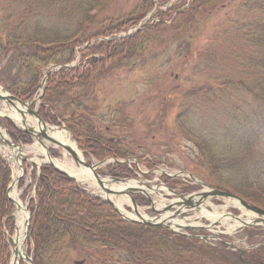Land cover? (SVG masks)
Here are the masks:
<instances>
[{
	"label": "rangeland",
	"instance_id": "obj_1",
	"mask_svg": "<svg viewBox=\"0 0 264 264\" xmlns=\"http://www.w3.org/2000/svg\"><path fill=\"white\" fill-rule=\"evenodd\" d=\"M193 1L110 0L106 6L94 13L99 24L88 29L100 30L110 19L121 20L132 13L144 11V16L138 24L104 39L114 36L115 38L132 36L141 30L142 25H151L160 21L158 12L167 13L168 11L176 16L185 7L191 8ZM243 1L201 0L198 3L201 9H194L187 18L177 19L173 23L168 20L163 21L164 25H170L161 28L156 34L144 39L139 46L128 50L123 58L109 63L104 70L97 72L90 83L77 89L79 97L75 98L77 94L73 95L75 102L81 101L78 111L85 126L98 131L104 138L116 139L118 143L126 145L133 152V156L149 161L150 165L138 164L139 175L135 177L142 183L136 182V186L141 185L146 188L148 195L154 201V207L159 210H152L145 195L136 192L134 199L137 210L142 216L153 218L157 214L162 216L170 212L172 214L174 208L163 212L162 206L178 200L175 195H165L166 192L163 190L156 189V192H152L147 189V186L174 187L182 194L202 190L200 185L193 183L188 177L175 176L179 172H190L197 179H202L208 184L214 181L208 176L209 171L203 165L200 148L193 138L194 135L189 136L190 133L208 139L217 146L219 143L227 144L231 141L230 136H233L234 131L240 128L235 136L238 145L241 147L250 142V145H253L252 149L258 153L259 151L264 153V129L262 128L264 100L248 91V87L253 86V70L250 69L248 59L252 46L243 41L245 37L242 35H246L247 30L236 29L237 24L251 21L260 17L261 14L257 11H247L243 7ZM45 9L43 7L39 10L40 18L43 17L42 20L48 21L50 16L51 19L56 20ZM21 17L20 3H13V0H0V22H3V27L14 28ZM99 40L101 38L91 39L88 46ZM84 61L85 58H81V54L76 51L70 63L78 66ZM50 67L51 65L45 70L47 71ZM41 93L40 88L31 100L26 101L27 107L37 110L38 105L43 103L39 97ZM73 109L75 110V107ZM67 111H70V108ZM11 113H13L11 106L0 101V115ZM23 113L25 122L38 130L35 119L25 111ZM16 115L20 117L19 114ZM0 123L1 135L9 139L7 126L13 125L3 116L0 117ZM45 123L47 126L66 131L85 161L91 164L103 162L96 168L102 175L115 165L112 159L117 158L121 161L127 158L112 155L102 160L96 159L92 154L85 153L81 149L79 140L65 122ZM15 127L21 128L19 124ZM46 133L47 136L50 135L48 128ZM246 135L248 138H245ZM30 138L31 143H20L21 152L26 157L24 162L18 158L24 172L23 184L19 181L11 190L18 197L25 212H30V200L36 198L34 190L38 176L35 172L33 175L31 173L33 169L38 171V168L33 167L31 161L41 163V166L46 164L44 163L46 158L41 151L43 148L32 136ZM40 139L47 150L52 151L53 155L50 152L52 155L50 158L54 166L67 173H70V168L74 171L79 168V165L60 147L54 146L44 138L40 137ZM253 156L256 157L255 154ZM0 157L7 163L11 179H14L15 171L18 170L19 174L21 173L18 165L13 161L16 156L14 155L13 159L9 155L7 145L3 143L1 137ZM52 159L59 164H55ZM128 161L131 164L133 160L131 158ZM134 170L136 173V168ZM261 176L264 178V174ZM74 181L91 197L104 202L108 199L113 203L117 200L121 201L119 208L134 216L130 209V199L125 195H108L95 181V186L82 184L77 178H74ZM105 186L111 189L109 182ZM11 191L6 193V197H11ZM201 209L214 216V219L202 214ZM15 210L16 207L12 204L10 212L12 233L9 234L7 229H4L3 234L8 244L7 264H11L14 256L13 239L17 220ZM230 213L240 216L248 215L242 212L240 207L224 198L210 197L201 203L198 210L193 209L180 215H171L170 221L179 223L178 221L184 219L183 227L175 230L169 226L163 231L169 233L170 238L174 235L185 237L187 234L210 236L211 238L205 242L218 247H220L218 244L220 239L239 247L242 246L241 241L247 239L246 237H251L248 242L254 240L257 243H264L263 225L247 227L248 230L243 227L232 232L236 222L230 218ZM209 225L212 226L207 230L205 227ZM202 245L205 244L202 243ZM1 248L0 246V251ZM22 250L26 257L32 258L29 226H27L26 240H23ZM238 253L236 248H227L223 254L227 261L223 264H242V260L249 258L248 254H243V258L239 261ZM45 254V264H132L121 250L103 248L96 242L70 247L65 239L62 247H49ZM26 263L23 259L19 262V264Z\"/></svg>",
	"mask_w": 264,
	"mask_h": 264
},
{
	"label": "trees",
	"instance_id": "obj_2",
	"mask_svg": "<svg viewBox=\"0 0 264 264\" xmlns=\"http://www.w3.org/2000/svg\"><path fill=\"white\" fill-rule=\"evenodd\" d=\"M109 1L13 0V3L22 5V17L14 28L3 27V22H0V84L13 96L30 100L39 89L45 69L51 64L60 65L46 78L38 116L49 123L65 122L79 140L81 149L99 160L112 155L125 158L133 156V152L116 139L104 138L98 131L83 124L78 111L81 101L77 103L74 100L80 95L77 89L90 83L96 73L104 70L109 63L123 58L128 50L170 25H164L163 21L173 23L187 18L194 9H201L198 4L201 0H194L191 8L185 7L176 16L168 11L158 12L160 21L145 24L132 36L104 39L138 24L144 16V11H139L121 20L103 21L106 25L100 30L88 29L99 24L94 13ZM242 4L247 11L261 14L251 21L237 24L236 29L247 30L246 35H242L245 37L243 41L252 46L248 59L253 70V86L248 87V91L264 100V0H244ZM43 7L56 20L50 16L48 21L42 20L39 10ZM98 38L101 40L88 46L91 39ZM84 44H87L86 47H82ZM76 51L85 61L78 66H66L74 59ZM75 94L77 96L73 98ZM68 108L70 111H67ZM262 125L264 129V123ZM7 129L13 142L31 143L29 134L10 124ZM237 130L240 131V128ZM238 131H234L227 144L218 142L217 146L193 133L189 136L194 135L203 165L209 171L208 176L214 179L210 185L232 191L264 208V178L261 176L264 174V153L252 149L250 142L240 147L235 139ZM245 138H248L247 135ZM137 158L141 164L150 165L147 159ZM39 169L34 190L36 198L29 203V241L33 264H45L46 250L54 246L62 247L65 239L70 247L96 242L103 248L121 250L132 264H220L227 261L223 251L201 246L196 239L179 235L170 238L162 228L124 221L107 203L86 194L73 179L51 165H42ZM34 172L36 169L31 175ZM108 173L128 177L133 175V170L125 164H115ZM10 180L9 167L0 157V264L8 263L4 229L9 234L13 229L10 217L12 204L6 197ZM19 181L23 184V179ZM242 264H264V246L251 251L246 263Z\"/></svg>",
	"mask_w": 264,
	"mask_h": 264
},
{
	"label": "water",
	"instance_id": "obj_3",
	"mask_svg": "<svg viewBox=\"0 0 264 264\" xmlns=\"http://www.w3.org/2000/svg\"><path fill=\"white\" fill-rule=\"evenodd\" d=\"M51 70L48 69V71L46 73H49ZM0 100L7 103L9 106H11L13 108V110L16 113H19L21 115V119H20V124H21V128H19L20 130L24 131L25 133L30 134L31 136H33L42 146L43 148H46L45 145L43 144V142L41 141L40 137L46 139L47 141L53 143L54 145L60 147L63 151L67 152L69 154L70 157H72L79 165H81V167H85L88 168L90 170V173L92 175V177L94 178V180L97 182V184L104 189V191L108 194V193H113V194H125L127 195L132 203V209L133 212L136 214V216L138 217V219H133L130 218L124 214H122L117 208H115V205L110 201L107 200V202L115 209V211H117L122 217L123 219L127 220V221H131V222H137V223H142L144 225H164L163 222H157L154 218H148V217H142L138 211H137V205L135 203V200L133 199V197L130 195V191H143L144 193L145 190L143 188L140 187H133V186H126L123 187L122 189L119 190H112V189H107L104 186L105 181L102 179V177L96 173L95 168L97 167V165H99L100 163H96V164H90L87 163L83 160V158L81 156H79V154L75 151V149L73 147H71V145H69L68 143H63L61 141H59V139L55 138L53 135H48L45 131V129L47 128L45 122L39 117L37 116V111L33 110L29 107H27V103L19 100L17 97L9 94L8 92L5 91V89H3L2 87H0ZM19 106L23 107L25 112L33 117L36 121V124L38 127V130H36L35 128L29 126L24 119V110L20 109ZM4 118H7L8 120L11 121L10 116L8 115H3ZM12 122V121H11ZM12 124L14 126H16L13 122ZM1 125V123H0ZM51 129V128H49ZM1 135V134H0ZM1 139L3 141L4 144H6L9 148L17 149V157L22 155L21 153V147L18 144L13 143L10 139H6L4 137L1 136ZM46 156L47 158H49V152L47 151L46 148ZM26 159V157H22V160L24 161ZM33 165H35L34 162H32ZM18 167L19 169L22 171L21 169V163H18ZM61 172L66 173L70 176V178L74 177L75 175H78L77 172H75L73 169L70 168L69 172L67 173L66 171L59 169ZM23 172V171H22ZM188 177H190L191 179H193L195 182H197L199 185H201L203 187V189L199 192L196 193H191L188 195H184V194H180L179 192L171 189V188H167L166 191L169 194H173L175 196H177L179 198V200H173L170 204H168L167 206L163 207L162 210L166 211L168 209H171V207L176 206L178 207L177 210H173L172 213L173 214H169L167 213L166 216L171 217V215H178L182 210L181 208L185 207L186 209H195L198 210L201 206V203L204 202L205 200H207L210 197H221L226 199L227 201L231 202L233 205L238 206L240 208H242V210H244L245 212H248L250 214H254L255 217L252 218V223H263L264 224V209L258 207L255 204L249 203L245 200H243L242 198H240L239 196L232 194V192H228V191H224L221 189H216V188H212L209 187L205 182L203 181H198L197 179L194 178V176L190 173H185ZM179 175H184V172H179V174H176L175 176H179ZM22 173L16 178V180H12L11 183L8 186L7 192L9 190H11V188L13 187V185L21 178ZM110 181L112 183H125L128 181V179L125 178H118V177H110ZM138 181V180H137ZM140 182V181H139ZM148 188L152 189V190H156V189H160L159 187H149ZM10 201L12 203H14L13 199L11 197H9ZM148 201L151 204V208L153 210H157L153 207V201L151 200V198L149 196H147ZM29 213V212H28ZM235 219L237 220H242L244 223L246 224H250L248 222H246L245 220L241 219V217L239 216H234ZM27 224L28 221H25V236L27 234ZM16 228V226H15ZM16 249L14 250V255L16 256ZM27 260L31 262V259L27 257Z\"/></svg>",
	"mask_w": 264,
	"mask_h": 264
},
{
	"label": "bare ground",
	"instance_id": "obj_4",
	"mask_svg": "<svg viewBox=\"0 0 264 264\" xmlns=\"http://www.w3.org/2000/svg\"><path fill=\"white\" fill-rule=\"evenodd\" d=\"M10 117H11V120L15 123V124H19V121H20V118L15 114H10ZM51 134L59 139V141L63 142V143H68L71 145V147H73L79 154L80 152L78 151V149L75 147L74 143L69 139L66 131L64 130H60L58 128H51ZM9 150V155L13 158L15 154H17V149L14 148V149H8ZM43 155L45 156V151L44 149L41 150ZM63 157L66 158L65 154H63ZM45 158L47 159V157L45 156ZM14 159V158H13ZM15 164L18 163V160H13ZM52 161L55 163V164H59V162L55 161L54 159H52ZM60 166V165H59ZM77 174L78 175H75V177L80 180L83 183H87L89 185H94L95 186V183H94V180H93V177L91 176V173H90V170L88 168H85V167H81L79 166V168H77L76 170ZM19 174V171H15V174H14V179L17 177V175ZM127 186H134L135 185V182L134 181H129L127 182L126 184ZM111 187L113 189H122L123 188V184H111ZM12 192V191H11ZM11 197L14 199L15 201V207H16V210H15V213H16V217H17V220H16V225H17V231L14 235V245H15V249H16V256H15V260H13L12 264H19V262L24 259V252L22 250V240H23V234L24 233V221L26 219V212L24 210V207L23 205L19 202V199L18 197L16 196V194L14 192L10 193ZM115 204L119 207H121V201L117 200L115 201ZM123 213H125L121 208H119ZM201 213L202 214H205L207 216H211L212 215L208 212H206L204 209H201ZM126 215H129V216H133L131 213H125ZM134 217V216H133ZM214 219V216L212 217ZM246 221H251L250 219L246 220ZM179 222V225L180 224H183L182 221H178ZM230 228V227H229Z\"/></svg>",
	"mask_w": 264,
	"mask_h": 264
}]
</instances>
